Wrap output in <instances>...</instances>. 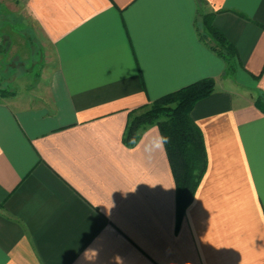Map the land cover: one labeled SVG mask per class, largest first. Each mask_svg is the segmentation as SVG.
Returning a JSON list of instances; mask_svg holds the SVG:
<instances>
[{"label": "crops", "instance_id": "0c3cea01", "mask_svg": "<svg viewBox=\"0 0 264 264\" xmlns=\"http://www.w3.org/2000/svg\"><path fill=\"white\" fill-rule=\"evenodd\" d=\"M0 6L14 15L0 10L2 88L18 80L3 64L25 46L19 22L55 59L34 93L27 81L0 100V264H264V0ZM199 12L235 45L230 64L200 38ZM206 77L216 90L191 115L208 167L178 225L160 130L134 147L123 136L131 111Z\"/></svg>", "mask_w": 264, "mask_h": 264}, {"label": "trees", "instance_id": "16d2710c", "mask_svg": "<svg viewBox=\"0 0 264 264\" xmlns=\"http://www.w3.org/2000/svg\"><path fill=\"white\" fill-rule=\"evenodd\" d=\"M197 1L200 6L206 2ZM214 15V12H199L196 17L197 30L200 38L230 64L238 52L235 45L214 25ZM215 90L214 78H202L129 113L123 136L126 146L134 147L142 133L152 126H157L161 136L167 138L164 146L176 183L178 225L193 202L208 167L204 135L191 113L200 100ZM11 94L0 86V100ZM255 104L264 112V94L255 98Z\"/></svg>", "mask_w": 264, "mask_h": 264}, {"label": "rangeland", "instance_id": "374dc122", "mask_svg": "<svg viewBox=\"0 0 264 264\" xmlns=\"http://www.w3.org/2000/svg\"><path fill=\"white\" fill-rule=\"evenodd\" d=\"M0 10L6 11V9L2 6H0ZM9 12H4V17H10L14 16L13 14L8 15ZM18 29H21V32L23 31L28 37L25 39V46L20 48V54L18 56H12L11 58L14 63L16 61L17 66L11 69V67L4 63L3 66L5 68V72L7 74H14L15 77L18 76V80L14 81V86L8 85L7 87L12 89L14 87L17 88V90H26V86L24 83H27V81L31 82L32 80L35 81V86L31 91L34 93V90H37L38 86L44 82V80L47 78V75L50 74L51 69L53 68V65L55 63L54 56L52 55V50L50 47L46 44L44 46H41L39 44V41L35 38L34 33L30 30V28L26 27V22H19L17 25ZM24 41H19V43ZM20 45V44H19ZM20 45V46H21ZM18 58H20L18 60ZM7 62V61H6ZM233 72L239 75L241 72L240 64H234L233 65ZM43 81V82H42ZM37 84H39L37 86ZM7 89L8 91L12 92L10 89ZM29 91V92H31Z\"/></svg>", "mask_w": 264, "mask_h": 264}, {"label": "clouds", "instance_id": "9594fccd", "mask_svg": "<svg viewBox=\"0 0 264 264\" xmlns=\"http://www.w3.org/2000/svg\"><path fill=\"white\" fill-rule=\"evenodd\" d=\"M167 142V138L166 137H161L160 142L158 143L157 147H163L164 144Z\"/></svg>", "mask_w": 264, "mask_h": 264}]
</instances>
